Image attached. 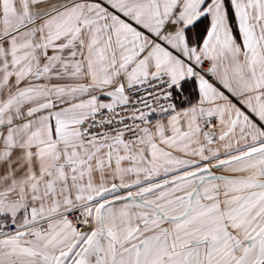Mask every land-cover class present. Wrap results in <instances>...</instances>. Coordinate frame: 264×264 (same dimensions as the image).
<instances>
[{
    "label": "snow or ice",
    "instance_id": "snow-or-ice-1",
    "mask_svg": "<svg viewBox=\"0 0 264 264\" xmlns=\"http://www.w3.org/2000/svg\"><path fill=\"white\" fill-rule=\"evenodd\" d=\"M0 264H264V0H0Z\"/></svg>",
    "mask_w": 264,
    "mask_h": 264
}]
</instances>
